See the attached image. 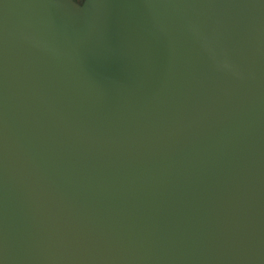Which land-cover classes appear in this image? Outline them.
Masks as SVG:
<instances>
[{"label":"water","instance_id":"1","mask_svg":"<svg viewBox=\"0 0 264 264\" xmlns=\"http://www.w3.org/2000/svg\"><path fill=\"white\" fill-rule=\"evenodd\" d=\"M0 264H264V0H0Z\"/></svg>","mask_w":264,"mask_h":264},{"label":"flooded vegetation","instance_id":"2","mask_svg":"<svg viewBox=\"0 0 264 264\" xmlns=\"http://www.w3.org/2000/svg\"><path fill=\"white\" fill-rule=\"evenodd\" d=\"M78 2H82L83 0H77Z\"/></svg>","mask_w":264,"mask_h":264}]
</instances>
